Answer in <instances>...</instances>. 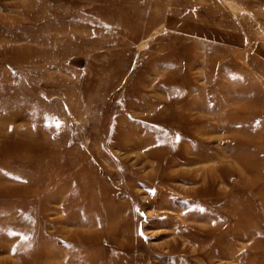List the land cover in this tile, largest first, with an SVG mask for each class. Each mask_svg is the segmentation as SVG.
Listing matches in <instances>:
<instances>
[{"label":"rangeland","instance_id":"obj_1","mask_svg":"<svg viewBox=\"0 0 264 264\" xmlns=\"http://www.w3.org/2000/svg\"><path fill=\"white\" fill-rule=\"evenodd\" d=\"M0 264H264V0H0Z\"/></svg>","mask_w":264,"mask_h":264}]
</instances>
